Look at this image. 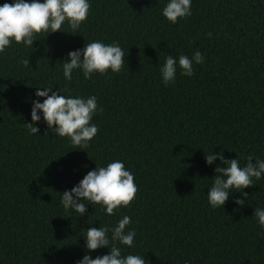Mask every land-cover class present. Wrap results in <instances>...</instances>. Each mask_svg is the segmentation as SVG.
I'll list each match as a JSON object with an SVG mask.
<instances>
[{
  "label": "trees",
  "instance_id": "obj_1",
  "mask_svg": "<svg viewBox=\"0 0 264 264\" xmlns=\"http://www.w3.org/2000/svg\"><path fill=\"white\" fill-rule=\"evenodd\" d=\"M88 2L76 33L65 22L63 32L37 34L33 47L13 41L0 54V264H77L85 254L107 255V247L88 252L86 230L111 229L124 216L136 237L133 247L118 245L122 255L147 264H264V228L253 216L264 209V176L244 190L247 199L233 190L224 207L213 208L207 193L216 166L225 165L205 160L213 152L241 167L249 155L264 160V0H191L192 15L177 24L162 14L170 0ZM93 41L119 43L121 72L85 79L76 69L66 80L68 54ZM196 51L204 63L181 75L179 56ZM169 55L177 74L165 85L160 68ZM44 87L97 98L103 111L93 116L98 133L88 148L55 135L42 112L40 132H29L32 101L43 103L35 93ZM116 160L138 187L130 207L111 216L91 204L82 217L65 211L62 193Z\"/></svg>",
  "mask_w": 264,
  "mask_h": 264
},
{
  "label": "clouds",
  "instance_id": "obj_2",
  "mask_svg": "<svg viewBox=\"0 0 264 264\" xmlns=\"http://www.w3.org/2000/svg\"><path fill=\"white\" fill-rule=\"evenodd\" d=\"M90 4L88 0H14L13 3L0 5V54L4 53L13 41L26 47H33L37 41V34H47V37L61 31L62 25L67 22L72 33H76L83 22L87 20ZM163 16L172 23L177 24L180 18L187 19L192 15L191 0H170L164 7ZM68 33V32H67ZM211 37V33H207ZM46 37V38H47ZM124 51L119 43L105 45L100 41L86 43L83 49L71 51L68 60L63 63V75L71 81L72 73L76 69L83 72L85 79H92L93 74L106 75L111 69L113 73H119L124 65ZM29 60H22L26 67ZM179 70L181 75L193 76V63L203 64L204 56L196 51L190 59L186 55L179 56ZM163 83L168 85L175 82L177 74V60L171 55L167 56L165 63L160 68ZM36 91L37 97L44 98L43 103L39 99L32 101V123L25 126L31 134H37L40 129L35 126L41 121L40 113H43V121L48 129L55 135L67 137L71 144L78 149L88 148L90 141L98 133V127L91 123L97 111H103L98 107L97 98L91 96L87 99L81 97H65L53 91L51 87ZM217 159L222 163L215 168L216 175L212 178L213 184L207 195L209 204L213 208L224 207L231 193H242L248 198L244 190L254 187V180H260L264 176V160L247 157L245 166H240L239 159H226L223 152L219 154H205V160L212 165ZM138 187L134 182V175L126 170L123 162L116 160L106 167H98L89 171L84 178L70 191L62 193L61 203L65 209H73L82 217L87 212V205H100L108 215H115L121 207H130L136 198ZM245 199H237L235 203L240 207L245 205ZM83 201H87L85 204ZM261 228H264V209L255 208L254 215ZM131 217L124 216L117 225L111 229L108 227L89 228L86 230L85 247L88 252L101 248H109L107 255L96 256L85 254L77 264H147L145 258L139 255H122L118 245L134 246L135 230H128ZM111 231V237L108 233Z\"/></svg>",
  "mask_w": 264,
  "mask_h": 264
}]
</instances>
